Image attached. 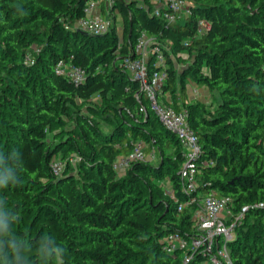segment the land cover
<instances>
[{
	"label": "trees",
	"instance_id": "16d2710c",
	"mask_svg": "<svg viewBox=\"0 0 264 264\" xmlns=\"http://www.w3.org/2000/svg\"><path fill=\"white\" fill-rule=\"evenodd\" d=\"M91 1L120 15L122 36L114 16L104 34L77 26ZM153 5L0 0V171L11 168L18 177L0 189V210L14 218L10 237L26 242L19 250L30 248V260L19 264H41L44 235L65 249L64 264H182L184 253L165 250L164 237L198 236V203L178 206L211 192L230 197L235 209L251 207L230 244L233 264H264V209L254 208L264 201V0H195L192 15L172 24L155 16ZM201 18L211 27L198 36ZM141 31L162 44L167 59L160 95L187 109L199 136L190 194L182 190L180 141L125 67ZM60 60L83 67L85 81L58 74ZM187 80L208 88L213 100L188 101ZM136 141L151 158L119 174L115 162ZM55 159L65 163L61 175L52 170ZM9 238L4 253L12 261ZM204 260L196 255L188 264Z\"/></svg>",
	"mask_w": 264,
	"mask_h": 264
},
{
	"label": "built area",
	"instance_id": "2783aa9c",
	"mask_svg": "<svg viewBox=\"0 0 264 264\" xmlns=\"http://www.w3.org/2000/svg\"><path fill=\"white\" fill-rule=\"evenodd\" d=\"M152 1L154 3L152 13L167 24L184 22L192 15L189 0ZM100 3L101 1H91L87 4L84 16L77 22L79 28L94 35L104 34L109 30L110 21L105 20L100 14L93 15ZM210 27V21L199 19L197 35H203ZM162 47V44H158L146 31H141L132 49L136 56L126 59L125 67L140 83L141 91L149 98L151 108L160 122L180 141L185 154V162L180 171L182 190L190 194L196 189L198 168L195 160L202 147L199 136L189 123L187 109L177 110L172 101L166 102L160 98L163 84L167 79V59ZM55 70L77 85L86 79V70L72 61L60 60ZM145 147L144 141H136L130 153L119 157L115 162L118 173L123 174L135 161L147 160ZM51 167L55 174L61 175L65 163L55 159ZM166 191L174 197L171 187ZM195 203H198L197 207L192 208ZM188 206L192 208L199 235L187 238L179 232L169 233L163 240L164 249L168 252L182 251L184 253L182 264H188L196 255L205 257L203 264H233L230 244L237 238L238 230L244 224L246 213L251 207L235 209L230 197L215 192L205 194L201 201H197V197L191 195L186 202L179 204L178 209L183 210ZM255 207L264 209V201L255 204Z\"/></svg>",
	"mask_w": 264,
	"mask_h": 264
},
{
	"label": "clouds",
	"instance_id": "9594fccd",
	"mask_svg": "<svg viewBox=\"0 0 264 264\" xmlns=\"http://www.w3.org/2000/svg\"><path fill=\"white\" fill-rule=\"evenodd\" d=\"M0 163H2V160H0ZM7 172L8 174L5 175L4 171H0V189L7 188L10 184V181L11 184H16L18 182V177L16 174H13V169L8 168ZM2 203L3 199L0 198V204ZM9 224H15L14 218L6 217L3 210H0V264H19L22 257L26 262L29 261L30 248L26 247L23 253L19 250V244L26 242L19 241V238L17 237H10ZM6 238H9V247L13 254L12 261H8L4 253V244ZM12 240H17L19 242L12 243ZM64 253L65 249L60 246H56L55 240L48 235L42 236L39 249L36 252L37 256L41 260V264H48V262L53 258L58 261V264H64Z\"/></svg>",
	"mask_w": 264,
	"mask_h": 264
},
{
	"label": "rangeland",
	"instance_id": "374dc122",
	"mask_svg": "<svg viewBox=\"0 0 264 264\" xmlns=\"http://www.w3.org/2000/svg\"><path fill=\"white\" fill-rule=\"evenodd\" d=\"M190 2H194L195 0H189ZM102 5V4H101ZM102 7V16H103V18L105 19V20H108V21H112V19H113V16L115 17V20H116V26H117V29H118V32H119V34H120V36H122V22H121V17H120V15L118 14V13H116L115 15H111L110 13H109V6H108V4L106 5L105 4V6H101ZM186 55V54H185ZM187 56V55H186ZM183 63H178V68L179 69H182V67L184 66V65H182ZM190 89V87L189 88H187V91ZM197 90L195 91V93H196V97H194V99H197L198 100V98H200V99H203L205 102H210V101H212L213 100V96L211 95V93H210V91L208 90V88H206V87H202V89H199V87L198 88H196ZM160 98H161V95H160ZM97 100V98L96 97H94V99H93V101H96ZM147 154V153H146ZM147 158L149 159V158H151V155H149V154H147ZM153 161H154V159H153ZM171 187V185H170V182L169 181H166L165 182V188L166 189H169Z\"/></svg>",
	"mask_w": 264,
	"mask_h": 264
},
{
	"label": "crops",
	"instance_id": "0c3cea01",
	"mask_svg": "<svg viewBox=\"0 0 264 264\" xmlns=\"http://www.w3.org/2000/svg\"><path fill=\"white\" fill-rule=\"evenodd\" d=\"M101 4L102 3H100L99 6L95 9V11L93 12V15H99L100 14V16H102V7L101 6L103 4L102 5ZM189 87H190V89L187 91V99H188V101L197 100V99H194V97H196V93H195V91L197 90L196 88L199 87V89H202V87L198 86L192 80H187V88H189ZM161 99H163L164 101L168 102V101H170V96H169V94H165L164 93V94L161 95ZM198 100L204 101L203 99H200V98H198Z\"/></svg>",
	"mask_w": 264,
	"mask_h": 264
}]
</instances>
